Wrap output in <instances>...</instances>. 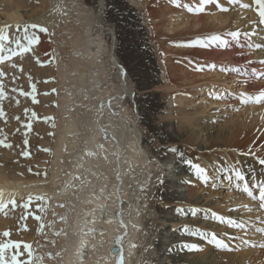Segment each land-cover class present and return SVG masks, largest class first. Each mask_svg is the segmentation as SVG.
I'll return each instance as SVG.
<instances>
[{
	"label": "bare ground",
	"instance_id": "bare-ground-1",
	"mask_svg": "<svg viewBox=\"0 0 264 264\" xmlns=\"http://www.w3.org/2000/svg\"><path fill=\"white\" fill-rule=\"evenodd\" d=\"M67 1L68 0H33V3L30 0H0V29H4V32L0 34L8 36L10 31L17 30L25 25L35 24L38 26L35 28L37 32L35 36H33L37 42L29 45L28 40L24 38L25 36L22 38V41L20 40L21 44L28 47V51L23 52L20 48L16 47L19 50L16 49L18 51L17 53L20 55L18 59L20 58L19 61L22 64L21 68H14L12 73L13 77L18 74L22 75L21 78L25 81L24 84H26L27 88H30V91L26 90L28 92L26 95L28 98L34 96L33 86L36 87L35 84L37 83V77L32 78L31 76L32 79H30L29 73L35 71L42 75L43 67L51 59V42L46 35L47 30L41 32L40 28L49 29L57 24L58 17L61 13L60 7ZM173 1L174 0H136V3L141 9L145 10L146 13L155 8H159L161 11L168 10V12H170L171 10H169L168 5L173 3ZM177 1L182 5H188V9L189 7L192 9L191 13L188 9H183L181 13L167 18L170 19L172 17V21H167L165 19L167 25L163 26H165L168 33H172L171 37L162 34L158 28H156L157 31H155L151 37V41L156 49V54L159 59L168 66L167 68L171 66L173 59L170 58L164 46L168 42L172 44L177 43L176 45L186 48L184 51L175 52L178 57L187 56L190 57L189 59H196L195 57H198L200 59L199 61L206 62L230 61L233 65L238 66V68L242 67L244 72L238 69L239 71L236 72L239 73H237L236 76L229 75L226 77L230 79L229 83H232L231 86L235 88L239 85V82L243 83V88L239 89V91L244 93V95L239 96L240 101H245L247 98L246 95L251 98H256L261 91H264V63H261V61H264V24L259 23L258 7L254 0H240L237 4H232L229 0H211L209 3H203L202 0ZM83 4L84 7H87L89 12L87 15L86 13H82L80 19H77L78 23L82 24V28L80 34H76L74 39H72V44L80 41L88 45L89 48L97 50L98 47H100V42L103 41L104 47L101 51H105V57L101 56V63L98 64L95 58L93 59L92 57L94 52H88V59H85L87 57H81L83 60L81 67L77 65L78 63L69 66V68L71 67V69H69L71 73L69 74L75 75V89L74 92L67 95V100L71 101L73 106L76 104V107L82 105L86 108L83 110L84 115L81 119L78 117V110H75L74 107L72 112L68 110L65 113L66 115L62 116L60 127H58V132L54 136L53 147H51L52 152L50 156L53 161V175L51 179L56 177L54 168L62 158H67L69 155L71 164L68 172L63 174L64 180L62 184H59L60 186L57 185L58 187L54 189V193L58 195L57 197L59 200H62V203L64 201V203H61L58 207L59 213L57 216L59 235L62 238L60 240V251L62 252V256L60 257L61 260H64L61 264H79L81 257L78 255V250L82 243L86 244L83 259L84 263L87 264H97L101 254H105V257L100 259V264H116V256L113 253L114 250L119 251V249H122L123 264H162L163 262H167L168 264H222L224 260L227 264H264L259 258V252L253 249V247H256L255 243L263 241L261 239H264V233L257 231V229H264V214L257 216L258 213H261L259 210L256 211L255 217L251 216L256 225L254 226L255 228L251 229L250 242L242 248L244 250L243 252L233 255V257L227 255L222 256V259L220 258L219 261V259L217 260L218 257L211 252V247H208L206 250L204 249V244L210 239L212 234H215L216 237L225 244L228 243L229 246L227 249L233 248L234 243L232 244L230 242V238L237 234H235L231 227L243 224V222L238 220L243 218V216H241L240 212L235 210V205H243V197L246 194L240 191L239 194H242L243 197H238L240 195H236L237 192L232 191V194L227 193L226 196H231L230 201L236 196L238 197V199L230 205L217 200L213 203H209L213 196H221V193L209 189L205 192L208 193V195L201 196L204 190L200 187V181H204V179L198 176L193 166L199 165L200 168L205 170L207 180H210L211 184L218 186L227 184L224 182L227 180H231L233 187L236 186L237 182L242 183L243 181H236L235 179L234 173L237 170L241 171L244 175L252 172L253 179L259 178L260 174L264 175V165L259 164L253 152L254 157L248 162L244 158L239 157V153H235V150L230 149L236 147L233 143H235L237 137H240L242 131L235 134L237 137L226 138L223 146L220 147H217L215 144L212 146L210 143L213 140H210L206 145L205 142H203V151H198L188 146L180 147L181 137L177 134L180 130L178 129L176 132L170 117L160 116L159 118L163 107L159 104L153 92L157 89L159 90L160 87L167 89L165 91L168 92L173 100V110L178 112V110L181 109L177 114L173 115L172 119L176 122H189V131L195 130L197 124L193 123V118H191L184 109L186 106L192 107L193 102L196 100L191 103V101L186 100L188 97L184 96L183 91H176L177 89L171 90L172 86L170 85V81L171 77L174 75L171 67L169 68L170 70L166 68V79L162 85L159 86L161 83L153 77V68L149 60V55L144 47V40L140 32L137 31L134 17L126 10L119 0H84ZM242 4H247L249 7L244 8L241 6ZM165 5L168 8H165ZM197 8H203V11L196 12L195 10ZM221 8L227 9V11H221ZM27 9L28 11H26ZM35 29L29 27L27 33H29L28 31L30 30L35 31ZM23 32H25V29H23ZM91 32H95V34L98 33L102 40H100L101 38L98 41L97 38L91 40L90 37H86V34H90ZM231 32H239L240 35L236 39H233V37L229 35ZM211 35H219L221 39L227 41V44L225 46L219 45L218 42L207 44V38ZM77 37H79V39ZM76 39H78V41ZM197 40L205 41V44H198L196 43ZM78 44L81 45V43ZM257 44L260 45L259 48L250 47V45ZM76 47L77 45H75V48ZM14 52L16 53V51ZM109 57L110 61H108ZM90 63H96L95 65L99 66L97 69H99V72L102 74L108 72L107 74L110 75L109 73H111V79L113 80L112 84H114L113 92L102 90L103 93L101 95L94 97L90 95V91L92 92L97 85H95L96 82H94L96 74H87L85 70H83ZM5 67H10V65H2L0 69L4 70ZM113 67L116 68L114 69ZM232 69L237 68L233 67ZM2 70H0V73ZM183 71L185 70L180 69L179 75L182 78L187 79L191 76L190 71ZM221 77L222 76H220L219 80H221ZM205 83L210 82L206 81ZM118 96L124 98L122 102L125 108H135L137 110L138 121L136 124L130 117H128V119L125 118L126 116L124 117V113L120 114L119 118H112L110 116V111L115 108L120 98ZM115 97L117 98L115 99ZM131 97L132 101H129ZM216 105L219 106L218 103ZM23 107L24 106H18L14 111L23 112ZM177 108L179 109L177 110ZM31 111V108L26 111L29 113L28 120L33 119ZM121 111L123 112V109H121ZM247 111H249V109ZM124 119L127 121H124ZM135 125L136 128H134ZM80 126H82L81 131L77 134L76 129ZM25 128L26 127H24V129ZM128 130H130L129 133L126 132ZM183 130L181 129V131ZM137 131L138 135L141 136L139 143L140 147L145 151V156L137 159L135 149L132 145H129L124 157L123 150L130 138H128V135L134 136V132L136 135ZM185 131H188V129H185ZM253 131V129H247L241 136V139L249 138ZM230 133L232 134V132ZM27 137L24 135L22 138L26 139ZM229 137H232V135ZM258 137L262 138L260 132L258 133ZM35 139H38V137ZM198 139L200 142L203 140L201 137L197 138V140ZM26 140L28 141V139ZM215 142H217V140H215ZM169 148H175L177 152H170L168 151ZM249 149L250 148L247 150ZM21 153H23V150ZM169 153H172V156H170ZM182 155H185L188 159L183 160ZM143 160L147 161L146 165L150 166V168L154 167L153 170L148 171V180L145 182L149 183V185H147L149 188L148 190L139 191L136 186L135 189L132 188V192V190L129 189L130 186L124 185L123 179L127 182L130 175L127 173L122 175L120 163L125 162L133 169L139 167L143 163ZM188 161H191L192 167L191 165L187 166ZM178 163L183 165H181V168L175 174L171 173L172 176L169 177L166 167L172 165L177 167L178 165L176 164ZM244 163L246 164V168L244 169H248L247 171L240 167V165ZM101 169H110L103 180L100 179L104 175ZM119 173L120 181L122 182L121 186L118 183ZM218 173H221L220 175L223 174V177L220 175L217 176ZM28 180L30 181H23L18 177L9 178L0 171V192L3 193V195L0 196V203L6 204L10 201L20 200L23 195L28 192H26V190H29V188L34 190L33 193H41L43 187L28 186L29 182L33 183L35 181L31 179ZM39 181L41 180H38V182ZM107 182L112 184L111 204L108 206L106 203H108L109 200H106L103 194L101 197L97 198V200L93 198L95 194L99 193L101 188L107 185ZM177 183L180 185H177ZM177 186L179 188H177ZM183 188L186 190L187 199L181 196L180 189L183 190ZM122 192H126L127 202L125 204L121 202ZM229 192L231 193V191ZM139 197L144 200L143 202H146L141 209L146 210L145 216L140 220H138L137 217L132 219L128 211L136 202L139 203ZM192 198L194 199L192 200ZM199 199L201 200L199 201ZM198 205L204 206L209 211L203 209L204 211H201L202 214L209 216L214 212H218L217 214L225 219L224 221H220L213 217V219L208 222L202 218L199 224L208 226V232L202 231L194 233L192 241L188 243L189 241L187 240L186 234H190L191 232L187 230V224L190 223L193 214L192 211L189 213L190 218L178 216L181 213H179L177 209L184 207V210H188V208L193 210L196 209L195 207ZM104 208L106 209L105 212L103 211ZM27 209L18 205L14 209L10 208L7 212H0V230L5 228L6 225L15 222L18 210L25 212ZM142 213H144V211H142ZM97 216L102 221L101 228L95 227L93 231H90L88 229V224H85V222L88 223L89 219ZM228 220L234 221L235 224L229 226L227 223ZM133 224L138 225V230L142 232L141 241L138 247H136L137 249L135 248L137 252L134 257L132 256V251H130L129 242H127L131 239L130 235L132 232H130V228L134 226ZM179 224H182L183 227H181V229H176ZM214 224H216V227L212 228ZM93 226L94 225L91 227ZM237 227L238 226H236V228ZM245 227H248V225L245 224L244 228ZM87 229L90 232H88ZM84 233L89 234L87 238H91L89 236L95 234H100L101 236L92 253L89 252L88 247L90 244L89 241L87 242L85 240L83 236ZM124 236L127 238L125 239ZM118 237L122 238V242L119 246L115 243ZM242 238L245 237L242 236ZM200 239L205 242L203 243ZM2 240L0 242H2ZM199 243H203V245L201 246ZM185 245H195V249H192L189 254H186L182 252L183 247L185 249L188 248L185 247ZM166 248H168L167 252H165ZM197 252H200L202 255H195L198 259L194 260L196 259L194 257V259L190 260L191 256ZM6 256L11 258L7 253Z\"/></svg>",
	"mask_w": 264,
	"mask_h": 264
},
{
	"label": "rangeland",
	"instance_id": "rangeland-1",
	"mask_svg": "<svg viewBox=\"0 0 264 264\" xmlns=\"http://www.w3.org/2000/svg\"><path fill=\"white\" fill-rule=\"evenodd\" d=\"M30 1L33 2V0ZM119 1L126 8V10L134 17L135 25L137 26V31L140 32L144 40V47L149 55V60L153 68V77L156 80H158L159 83H161L159 84V86H161L166 79L165 74H166V68L168 66L165 65V63H163L156 54V49L151 41V37L154 34V32L157 31L156 28H158V30H160L162 34L171 37L172 33H168L165 26L167 25V21L168 20L172 21L173 18L172 17L170 19L167 18H169L170 16H175L177 13H181L183 9L185 10L188 9V5H182L179 1L175 0V2L173 1V3L168 5L169 10H171L170 12H168V10H164V11L162 10L163 11L162 12L159 8H155V9H151L150 11H147L146 13V11L141 9V7L136 3V0H119ZM83 2L84 0L83 1L68 0L66 3L62 4L60 7L61 13L60 16L58 17L57 24L53 25L49 29H46L47 30L46 35L51 42V59L43 67L42 75L39 74V72H35V71L29 73L30 79H32L33 77H37V83L35 84L36 86L35 91L33 92L34 94L33 97L35 99H33L32 96L28 98L26 95L24 96L22 94V93H28L27 91H30L29 90L30 88H27L26 84H24L25 81L22 80L21 78L22 75L18 74L15 77L12 76L14 68H21L22 63L19 61L20 58L18 59V56L20 55H18L17 53L19 50L16 48L17 46L15 45L16 44L15 42L16 40L19 41L23 40L22 38L25 36L24 35L25 32H23V29H25V27H20L17 30L10 31L8 33L7 36L8 40L4 42L5 44L3 51L4 53L3 52L0 53V56L6 57V59L0 62V68L2 65L4 66L6 64L10 65V67H5V69L3 68L4 70L0 69L2 70L1 73H3V75L0 76L1 77L0 84L2 83L3 85V91L6 97L3 100H0V108H2L4 113L3 116H0V140H3L6 144H10L12 146L11 148L0 146V171L9 178L18 177L21 178L23 181H30L28 179L35 180L33 183L29 182L28 186L31 185V186L43 187L42 188L43 190L39 194L33 193L34 190L29 188V190H26V192L27 191L28 192L25 193V195H23V197L21 198L22 200L21 199L18 201L15 200L17 205L28 203V209L27 211L25 210V212H23L22 210H18L17 218L15 219V222L6 225L5 227L6 229L3 228L2 230H0V239L1 240L3 239L2 242H0V244L8 243L9 241H11L12 243L14 242L19 243L21 247L19 249L20 255L18 259L25 262V264L29 260H31L32 264H54L58 262H59L58 264H61L64 262V260L63 259L61 260L60 257L62 256V252L60 251L61 249L60 240L62 238L59 235V228L57 226L58 223L57 216L59 213L58 207L59 205H61L62 200H59V198L57 197L58 195L54 193V189L60 186L59 184H62V181L64 180L63 174L68 172L69 166H71V164H70L69 155L67 158H62L54 168V173H56L55 174L56 177H53L51 179V176L53 175L52 172L53 161L51 160V156H50L52 152L51 147H53L52 145L54 142L53 141L54 136L58 132V127H60V121L62 116H65L66 115L65 113L68 110L72 112L74 107L75 110H78L79 112L78 117H80L81 119V117H83L84 115L83 110L86 108L85 106L82 105L76 107V104L75 106H73V103L67 100V95L70 94L71 92H74L75 89V82H74L75 75L69 74L71 73L69 71L71 67L69 68V66L78 63L77 65H80L81 67V63H83L81 57H87L85 59H88L89 56L88 52H92V53L94 52V55H92V57L93 59L95 58V60L97 61L96 63L98 64H100L101 63L100 60H102L100 59V57L101 56L105 57V51H101L104 47L103 41L100 42V47H98L97 50L91 49L89 48L88 45L78 41L79 37H77L78 39L76 40L78 41V43H81V45L78 44L76 41H75L76 43L72 44L73 43L72 39H74V36H76V34L78 35L80 34V30L82 28V24L81 23L79 24L77 19H80L82 13H86L87 15V13L89 12L87 7L83 6L84 5ZM165 8L168 7L165 5ZM26 11H28V9ZM31 31L32 30L28 31L29 32L27 33L28 37L35 36L37 32L36 29L35 31L34 30L32 32ZM86 37H90L91 40L97 38V41L101 38L100 35L98 33L95 34V32L86 34ZM100 40H102V38ZM176 44L177 43L172 44L171 42H168L164 46L170 58L173 59L171 66H169V68L171 67V69L174 72V75L173 77H171V81H170L171 83L170 85L172 86L171 90L177 89L176 91H183L184 96L188 97V99L186 100L191 101V103L192 101L196 100L195 102H193L192 107L186 106L184 109V111L191 118H193L194 121L193 123L197 124L196 129L189 131L190 129V127H188L189 122L188 123L182 121L176 122L175 120L172 119L173 115L177 114L181 109L177 108V110L179 109L178 112L176 110H173V100L171 96L168 94V92L165 91L167 89L160 87L161 90L157 89L153 93L156 95L159 104L163 107L162 111L160 112L161 115H159V118L160 116L170 117L172 120L173 128L175 127L176 132L178 129L180 130L179 132H177V134L180 135L181 137L180 147L188 146L194 148L195 150L203 151L202 150V148L204 147L203 142H205L206 145L210 140H213L210 143L212 146L215 144L217 147H220L223 146L226 138L237 137L235 136V134L242 131L240 137H237L235 139L236 140L235 143H233L234 145H236V147L230 149L235 150L236 151L235 153H239V157L244 158L248 162L250 161V159L254 157V154L255 157H257L258 161L264 160L263 158L264 156L263 102L264 101L257 103L254 102L255 98H252L247 103H245L244 101H240L239 96H241L244 93L239 91V89L243 88L242 85L243 83L239 82V85L235 88L234 86H231L232 83H229L230 79L226 78L229 75L236 76V74L239 73L236 71H232L233 67L243 72L244 69H242V67L238 68V66L233 65V63H231L230 61L206 62V61H199L200 59L198 57H195L196 59H189L190 57H187L185 55H184L185 57L182 56L178 57L177 53L175 52L184 51L186 48L184 46H178ZM75 45H77L76 48ZM84 45L87 47H85ZM9 49H14L16 53L15 52L14 54L10 53ZM108 61H110V57ZM96 63H90L86 68L83 69L87 74H93V75L96 74L95 75L96 79L94 82H96L95 85L97 84L96 85L97 88L95 87L92 90V92L90 91V95L92 97L101 95L105 90L110 92L114 91V84H112L113 80L111 79V73H109L110 75L107 74L108 72L102 74L101 72H99V69H97L99 66L95 65ZM113 68L115 69L116 67ZM180 69H183L187 72L190 71L191 76L188 77L187 79L182 78L179 75ZM220 76H222L221 80H219ZM206 81H209L210 83H205ZM246 97H248V95H246ZM116 98L117 97H115V99ZM123 100L124 98L121 97L118 99L115 108L110 111L111 114L110 116L112 118H119L120 114L124 113L123 115L124 117L126 116L125 118L128 119V117H130L131 119L134 120L136 124V122L138 121V115L136 113L137 110L135 108L134 109L125 108L124 103L122 102ZM129 101H132V97L129 98ZM217 103L219 104V106L216 105ZM18 106H24L23 107L24 111L23 112L14 111V109ZM29 108H31L32 110L31 115L33 116V119L31 120H28L29 113L26 112ZM121 109H123V112L121 111ZM248 109L249 111H247ZM124 121L127 120L124 119ZM26 125H31V127L28 128L26 127ZM24 127L26 128L24 129ZM81 127L82 126L76 129L77 134L80 133ZM134 128H136V125ZM181 129L184 130L181 131ZM185 129H188V131H185ZM247 129L250 130L253 129L254 131L253 133H251V136H249V138L241 139V136L245 133ZM126 132L129 133L130 130ZM230 132H232V134ZM256 132L258 133L260 132L262 134V138L261 137L259 138L258 133ZM24 135H26L27 137L26 139H28L29 142L25 138H22L24 137ZM30 135L33 136L31 137ZM230 135H232V137H229ZM30 137L33 139H31ZM36 137H38V139H35ZM140 137L141 136L138 135V131L136 135L134 132V136L128 135L129 140L125 146V149L123 150L124 157L125 154L127 153L129 145H132L133 148L135 149L137 159L145 156V151H143V149L140 147V143H139ZM199 137L203 138L201 142L199 139L197 140V138ZM23 140L27 141V144H25V141ZM215 140H217V142H215ZM248 148L250 149L247 150ZM19 150L21 152L23 150V153L27 152L28 155L25 156ZM169 154L170 156H172V153ZM182 158L183 160L188 159L185 155L184 156L182 155ZM142 162L143 163L139 167L133 169H131L130 166H128L125 162L120 163V169L122 175H124L125 173L130 175L127 182L125 179H123V182L125 183L124 185L130 186L129 189H131L132 192L136 186L138 187L137 190L139 191L148 190L149 188V186L147 187L149 183L148 182L145 183V182L148 180V175H149L148 171L153 170L154 167L150 168V166L146 165L147 162L146 160H143ZM176 165L178 166L176 167L175 165H172L170 167H166L169 177L172 176L171 173L175 174L183 164L178 163ZM187 166H189V164H187ZM240 167H242L243 170L245 171L248 170V169H244L246 168L245 163L240 165ZM109 171L110 169L109 170L101 169V172H103L104 175L100 179L103 180L104 177L107 176V173ZM220 174L221 173H218L217 176ZM220 176L223 177V174ZM244 176H245V181H243L242 183L244 184L245 182H247L249 184V187L252 188L254 194L258 196V189L254 187V185L258 181H264V175L260 174L259 178L253 179L252 172H250V173H246ZM38 180L41 181L38 182ZM224 182L227 184L218 186L215 184H211L210 180H206V182L205 180L200 181L201 183L200 187L201 189L203 188L204 190L201 196L208 195V193L205 192L206 190L211 189L214 192L217 191V193H221V196L218 197L213 196L212 200H210L209 203L210 202L213 203L217 200V201H221L222 203H228L229 205L232 204V202H235L238 199V197H243L242 194L241 195L239 194L240 190H237V184L239 185L241 184L240 186L243 185L241 182H237L236 186L234 187L231 180H227ZM118 183L120 184V186L122 185V182L120 181V173H119ZM178 184L179 183H177V185ZM232 187L235 188L236 190L233 189ZM177 188L179 187L177 186ZM229 191H231V193ZM232 191L237 192L236 195L238 194L240 196L238 197L236 196L234 199H232V201H230L231 196H226V195L227 193L232 194ZM125 193L124 192L121 193V202L123 204L127 202ZM180 193L183 198L187 199V193L185 188H183V190L180 189ZM102 194L106 200H109L108 203L104 201L106 205L108 206L109 204H111L112 184L110 182H107V185L104 188H101V190H99V193L95 194L93 198L97 200V198L101 197ZM243 198H244L243 205L236 204L235 210L237 212H240L241 216H243V218H240L238 220L243 222L244 225L245 224L248 225V227L245 228L243 227L241 229L239 227L236 228V226L231 227V229L234 230L235 234H237V235H233V237L230 238V242L232 244L233 243L235 244V245L233 244V248L230 249L217 248L214 244L209 242L210 239L206 242L207 245L206 243L204 244L205 247L204 249L206 250L208 247L209 248L211 247V252L218 257L217 260L219 259V261L222 256L227 255L233 257V255L240 254L241 252L244 251L242 248L245 247V245L250 242L251 229L255 228L254 226L256 225L255 221L252 220V217H255L257 210L261 211V213H258L257 216H259L260 214L261 215L264 214L263 212L264 209L260 208L258 199L252 200L247 195H245ZM193 199L194 198H192V200ZM201 199H199V201ZM139 200H140L139 203L136 202V204L130 207L128 211L132 219H135V217H137L138 220H140L142 219V217L144 218L145 216L146 210L145 209L141 210V209L146 204V202H143L144 200L141 199V197H139ZM228 201L231 203H229ZM5 205L6 207L4 208V210L0 211L1 213L7 212L10 208H12L10 203H6ZM195 208H196L195 209L196 213L195 215H193L192 219L190 220V223L187 224V230L191 232L190 234H186L187 240L189 241V242L187 241L188 243L192 241L193 238L192 236L194 233L202 232V231L208 232L209 230L207 228L208 226H205L204 224H199V221L202 220V218H204L205 221L209 222L211 219H213V214L220 216L219 214H217L218 212L217 213L214 212L209 216L202 214L201 211L203 209H206L207 211L208 209L201 205H198ZM181 209H185V208L183 207ZM142 211H144V213H142ZM191 211L192 209L188 208V210H184V212L182 214H179L178 216H185V218H190L189 213ZM101 223L102 221L98 216L89 219L88 223L85 222V224H88L89 228L88 227L87 228L90 231L91 230L93 231L94 230L93 228L95 227L101 228L100 227L102 225ZM92 225L94 226L91 227ZM133 225L134 226L130 228L131 229L130 232H132V234L130 235L131 239H129V241L127 242H129L130 251H132V256L134 257L135 253L137 252L136 247H138L141 241L142 232L138 230L139 229L138 225L135 224ZM215 225L216 224H214L212 228L216 227ZM181 227H183L182 224H179L177 225L176 229H181ZM89 230L88 232H90ZM5 232L10 233V235L4 236L3 233ZM88 235L89 234L86 233L83 234L85 240L87 242L89 241L90 246L88 248H89V252L92 253L96 248V243L100 240L101 236L100 234L98 235L95 234L96 236L90 235L89 237L91 238H87ZM242 236L245 238H242ZM124 237L125 239L127 238L126 236ZM261 240L263 241L255 243L256 247H253V249L259 252V258L261 262L264 263V247H261V245H264V239ZM200 241H202L203 243L205 242L201 239ZM245 241H247V243H245ZM203 243H199V245L202 246ZM25 244L30 246V250L32 252L31 257L28 256L29 250L23 247ZM226 244L228 245V243ZM182 249H183L182 252H185L186 254H189V252H191L189 248L185 249L183 247ZM7 251L8 252L6 253L8 254L9 257H11L15 253L14 249L13 250L8 249ZM167 251L168 248H166L165 252ZM195 255H202V254H200V252L195 253L194 255L191 256L190 260L194 259V257L196 258L194 260H197L198 258ZM216 256H215V260H216ZM104 257L105 254H101L99 260L97 261V264H100V259ZM162 264H168V263L163 262ZM222 264H227V263L224 260Z\"/></svg>",
	"mask_w": 264,
	"mask_h": 264
},
{
	"label": "snow or ice",
	"instance_id": "snow-or-ice-1",
	"mask_svg": "<svg viewBox=\"0 0 264 264\" xmlns=\"http://www.w3.org/2000/svg\"><path fill=\"white\" fill-rule=\"evenodd\" d=\"M174 2H175V0H174ZM202 2L203 3H209V2H211V0H202ZM229 2L232 4H237L240 2V0H229ZM254 2L258 7L259 23L264 24V0H254ZM241 6L244 8L249 7V5H247V4H242ZM188 10L192 11L191 8H189ZM195 11L201 12V11H203V8H197ZM221 11H227V9L221 8ZM24 27H25V37L24 38L28 40V44L31 45V44L37 42L34 37H28L27 36V29L29 27L37 28L38 26L33 24V25H26ZM40 31L44 32V31H46V29L40 28ZM3 32H4V29H0V33H3ZM229 35H231L233 37V39H236L237 37H239L240 33L239 32H231V33H229ZM7 40H8V37L6 35L0 34V52L4 51V47H5L4 42ZM217 42L221 46H225L227 44V41L221 39V37L219 35H211L210 37L207 38V44H212V43H217ZM15 43H16V46L18 48H20L23 52L28 51V47L21 44L19 40H16ZM196 43L205 44V41L197 40ZM250 47L259 48L260 45H258V44L257 45H250ZM9 52L14 54L13 49H9ZM4 59H6V57L0 56V62H2ZM261 63H264V61H261ZM222 70H224V69H222ZM232 71H239V70L238 69H232ZM2 75H3V73H0V76H2ZM33 91H35L34 86H33ZM22 94L27 95V93H22ZM242 95H244V94H242ZM4 98H5V93L3 91V85L0 84V100H3ZM216 98H219V97H216ZM33 99H35V98L33 97ZM251 99H252L251 97H247L244 102L247 103ZM261 101H264V91H261L254 100V102H257V103H259ZM3 115H4L3 110H2V108H0V116H3ZM26 127L30 128L31 125H26ZM25 144H27V141H25ZM0 146H4V147H8V148L12 147L10 144H6L3 140H0ZM168 151L173 152V153L177 152V150L175 148H169ZM23 154L25 156L28 155L27 152H25ZM258 162H259V164L264 165V160H259ZM187 163L189 165H191V161H188ZM193 167H195L198 176L203 178L206 182L207 176L205 175V170L200 168L199 165H194ZM234 176H235L236 181H245L244 174L239 170L235 171ZM254 187H256L258 189V196L256 194H254L252 188L249 187V184L247 182H245L242 187L239 184H237V190L242 191L252 200L258 199L260 208L264 209V181H258L254 185ZM2 195H3V193L0 192V196H2ZM9 203L11 204L13 209L18 206L15 201H10ZM19 206L23 207L24 209H27L28 203H23L22 205H19ZM5 207H6L5 204L0 203V211H3ZM177 211L182 214L184 212V209H177ZM195 213H196V210L193 209L192 214L195 215ZM213 217L217 220H220V221H224V219H225L224 217L217 216L216 214H213ZM37 219H38V217H37ZM109 222H111V221H109ZM227 223L229 226H233L235 224V222L232 220H228ZM235 226H238L240 228L244 227L243 224H238ZM257 231L264 233V229H257ZM3 235L9 236L10 233L5 232V233H3ZM121 242H122V238H120V237H118L115 241L117 246H119L121 244ZM209 242L214 244L217 248H220V249H227L228 248V245L225 244L222 240L218 239L215 234L211 235ZM245 243H247V241H245ZM20 247L21 246L19 243H12L11 241H9L8 243L0 244V264H25V262L18 259L19 255H20L19 251H15V253L11 256V258H8L6 256V252L8 249L19 250ZM23 247L25 249L29 250L28 256L31 257L32 252L30 250V246L25 244ZM185 247H188L190 250L195 249V245H185ZM261 247H264V245H261ZM84 248H86V244L82 243L80 249L78 250V255L81 257L79 264H84V259H83L84 255H85ZM113 254L116 256V264H123L122 249H119V251L114 250ZM26 264H32L31 260L27 261Z\"/></svg>",
	"mask_w": 264,
	"mask_h": 264
}]
</instances>
